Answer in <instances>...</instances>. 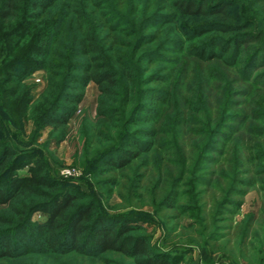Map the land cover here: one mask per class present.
Wrapping results in <instances>:
<instances>
[{"label": "rangeland", "instance_id": "obj_1", "mask_svg": "<svg viewBox=\"0 0 264 264\" xmlns=\"http://www.w3.org/2000/svg\"><path fill=\"white\" fill-rule=\"evenodd\" d=\"M93 1L102 4L100 11L108 18L113 17V24L118 22L117 17L123 18L119 30L132 31L130 37L123 38L128 45L121 50L139 81L133 88L132 100L122 108L123 119H129L139 102H151L149 89L166 91L167 100L156 104L155 116L151 120L137 127H126L123 131L114 130L98 117L99 90L94 83H89L67 123L65 137L58 141V132H52L51 127L36 131V121L50 97H45L38 107L25 114L21 105L17 106L9 97L0 94L3 139L13 141L19 148L33 150L29 155H21V160L32 154L37 156L47 176L70 184L85 196L78 204L94 201L100 213L134 218L133 224L140 229L128 235L144 237L153 252L181 258L178 264H264V164H259L257 160L251 162L250 156L254 155L249 151L264 154V135L257 134L259 130L264 133V88L242 81L237 68L231 69L219 61H200L191 55L195 46L221 35L214 31L195 40H190V35H187L184 40L181 38L182 30L187 31L195 25H208L213 22L211 18L175 16L170 0ZM68 4L69 0H56L42 20L28 21L37 28L23 32L24 45L17 48L13 56L22 58L35 37L33 32L44 34L52 30L58 34L62 31L63 37L57 42L64 45L55 44V49L53 45L50 48V33H47L39 42L42 50L50 48L52 54L49 59L57 57L55 63L61 64L64 69L81 63L82 58L76 53L74 59L72 51L76 49L77 30L73 10L72 13L68 10ZM80 4L84 15L99 14L84 1ZM230 10L238 16V24L252 19L258 23L256 12L255 16L253 12L239 11L235 6ZM168 14L173 20L171 24H165L160 18V15ZM20 23L21 20L7 27L0 26V36L16 30ZM45 27L48 30L42 32ZM103 35L106 36V32ZM143 35L154 37L155 42L136 51L138 39ZM256 40L248 42L246 55L262 47L261 39ZM181 42L183 50H180ZM159 48L162 53L155 61L150 63L142 57L146 52H159ZM44 51L36 55L39 62H44L46 58ZM30 69L31 65L15 62L10 72L15 76L23 74L19 96L28 91L29 106L33 107L44 97L48 73L41 68ZM259 72H264V69ZM152 74L162 80L146 84ZM63 81L60 78L56 83ZM141 90L145 94L141 95ZM8 103L11 105L8 106ZM237 116H248L250 119L244 127L229 124L228 128L234 133L224 130L226 136H231L229 143L224 142L225 139L217 135L225 127L221 124L226 123L225 119ZM137 128L155 130L158 133L155 140L163 145V149L143 156L126 169L98 175L96 161L120 141L126 130ZM210 147L216 151L211 152ZM205 156H210L211 160L207 161ZM255 170L256 174L252 176ZM17 173L29 176V167ZM182 177L184 181L179 183ZM192 179L203 182L197 187L201 194L196 205L187 198L188 181ZM252 179L255 185L249 187L247 184ZM237 180L242 182L235 186L240 195L232 196L229 192ZM175 191L181 196L173 207H165L166 198ZM226 198L240 202V208L234 211L232 206L225 205L219 213L217 207ZM32 220L41 223L45 221V216L37 213ZM193 238L197 243L206 244L207 258L201 256L196 245L189 243ZM103 259H108V263H103ZM0 264H132V261L115 254L94 259L30 254L5 263L0 261Z\"/></svg>", "mask_w": 264, "mask_h": 264}, {"label": "trees", "instance_id": "obj_2", "mask_svg": "<svg viewBox=\"0 0 264 264\" xmlns=\"http://www.w3.org/2000/svg\"><path fill=\"white\" fill-rule=\"evenodd\" d=\"M55 1L0 0V26L2 28L21 20L16 30L0 36V94L9 97L17 106L21 105L25 114L27 111L29 112L31 109L34 110L38 107V104L44 101L45 97H50L48 105L36 121V131L51 127L52 132H58V141H62L65 137L67 123L73 116L75 106L81 102L84 90L89 83H94L99 90L97 115L111 129L123 131L126 127L127 129L137 127L144 121L151 120L155 116L156 104L164 103L167 100V92L149 89L151 102H139L135 105L129 119H123L122 108L132 100L130 97L133 88L137 86L139 81L136 71L124 59L121 50L128 45L123 38L130 37L132 31L119 30L123 18L117 17L116 21L118 20V22L113 24V17L108 18L103 11H100L102 4H99V2L69 0L68 10L71 13L73 10L77 30L76 49H71L74 59H76V53L82 58L81 63L64 69L61 64L55 63L57 57H54L53 60L49 59L52 54L50 48L53 45L55 49L56 45L59 44L57 40L63 37L62 31H59L58 34L54 31L51 32V23L49 25V27L51 26L50 31L44 34L33 32L35 37L29 43L22 58L13 56V52L24 45L22 43L25 36L23 32L26 33L32 31L33 28H37V26L29 24L28 21L42 20V17L46 16ZM82 1L92 6L95 12H99V14L84 15L80 4ZM170 1H172V10L175 16L206 17L213 20L208 25H195L187 28V31L182 30V39L185 40L186 36L190 35V40H195L214 31L221 35V37L213 36L208 42L195 46L192 54L190 53L191 55L200 61H219L231 69L237 68V74L242 81H248L254 87L264 88V72H259L264 69V0ZM234 6L239 8V11L253 12V14L256 12L259 18L258 23H255V20L252 19L249 21L243 20L242 24H238V16H235L230 10ZM160 18L164 19L165 24L173 22L169 14L167 16L160 15ZM44 30H48L47 27L41 31ZM104 32H106V36L103 35ZM47 33H50V48L44 51L39 42ZM251 39H257L256 41L261 39L262 47L254 51L251 50L250 54L246 55L247 50L245 47ZM45 40H48V38ZM154 42L155 38L150 35L140 36L135 50L138 51L143 48L142 46ZM59 45H64V43L60 42ZM179 45L180 50H183L184 44L181 42ZM41 51L46 54L44 62L36 60V55L40 54ZM158 51L143 53L142 57L147 58L148 62L151 63L157 57H160L161 48ZM15 62L31 65L30 71L41 68L48 73V87L43 95L44 97L33 107L29 106L28 91L23 96H19L21 93L20 83L24 78L23 74L15 76L10 72L13 70ZM60 78L64 81L57 84L56 81ZM161 80V77L152 74L148 77L146 84L151 85ZM78 90L80 91L79 94L76 93ZM143 93L144 91L141 90L140 94L143 95ZM9 103L8 106L11 105ZM249 119L248 116L230 117L227 121L225 119L224 122L226 123L221 124V127H225L217 135L224 138V142L229 143L231 136H226L224 130H230L232 134L234 131L228 128V125L236 123L240 127H244ZM257 132L263 137V131L259 130ZM100 133L106 135L105 132ZM157 134L151 128H137L133 131L128 130V132L126 130L120 141L114 147L105 151L96 161V167L99 168V171L95 172L98 175H104L110 171L123 170L141 160L143 156L149 155L153 151H160L163 149V145L156 142ZM200 134L201 132L198 133V135ZM3 135L4 127L0 119L1 262L5 263L9 260L24 258L30 254L66 257L71 255L72 257L89 259L101 255L115 254L132 261V264H178L177 262L181 258H176L164 252H153L144 237L128 235L130 232L140 229L139 226L133 224L135 223L134 218L129 216L111 217L100 213L96 210L94 201L78 204L79 201H82V198H85L82 193L66 182H59L47 176L43 164L37 156L32 154L22 161L21 155H29L28 153H33V150L19 148L13 141L4 140ZM210 150L211 152L216 151L215 148L211 147ZM249 151H252L254 155L253 157L250 156L251 162L257 160L259 164H264V154L250 149ZM205 158L207 161L211 160L210 156H205ZM27 166L30 175L19 176L17 172ZM262 173L264 174V170ZM255 174L256 170L252 176ZM183 181L184 177L178 180L179 183ZM188 183L190 187H188L187 198L196 205L201 194L197 187L203 182L192 179ZM240 183L242 182L237 180L231 188L229 193L232 196L240 195L235 189V186ZM247 185L252 187L255 185V180L252 179ZM180 196V193L172 192L163 205L169 208L173 207ZM225 205H230L234 208V211H237L241 203L226 198L217 207V211L222 213ZM37 213L45 216L44 222L40 223L32 220ZM197 221L198 225L201 226L198 218ZM251 221L249 220V223ZM194 239L189 243L196 245L201 256L204 259L207 258L209 254L206 244L197 243ZM106 260L108 259L101 261L108 263Z\"/></svg>", "mask_w": 264, "mask_h": 264}, {"label": "built area", "instance_id": "obj_3", "mask_svg": "<svg viewBox=\"0 0 264 264\" xmlns=\"http://www.w3.org/2000/svg\"><path fill=\"white\" fill-rule=\"evenodd\" d=\"M63 174H65V175H68V174H69V172H64Z\"/></svg>", "mask_w": 264, "mask_h": 264}]
</instances>
